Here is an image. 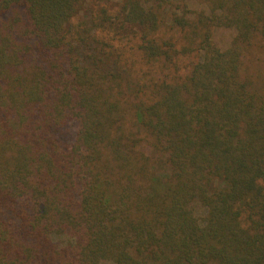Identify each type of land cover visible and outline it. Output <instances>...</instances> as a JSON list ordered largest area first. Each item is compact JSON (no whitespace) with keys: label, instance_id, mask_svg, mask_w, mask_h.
Here are the masks:
<instances>
[{"label":"trees","instance_id":"1","mask_svg":"<svg viewBox=\"0 0 264 264\" xmlns=\"http://www.w3.org/2000/svg\"><path fill=\"white\" fill-rule=\"evenodd\" d=\"M0 264H264V0H0Z\"/></svg>","mask_w":264,"mask_h":264},{"label":"rangeland","instance_id":"2","mask_svg":"<svg viewBox=\"0 0 264 264\" xmlns=\"http://www.w3.org/2000/svg\"><path fill=\"white\" fill-rule=\"evenodd\" d=\"M115 2H116V0H115ZM89 4H90V2H86L84 4V6L79 10V12L74 17L73 22L76 25H79V24L81 25L82 22L86 18H88V15H89V11H88L89 6L88 5ZM232 36H233V31L232 30H229V29H216L214 31V33H213V41L220 49H225V48H227L229 46V43L231 41ZM257 66L259 67L260 63L257 64ZM254 70H256V65L246 64L244 73L253 74ZM195 209H196V212L198 214H202L203 211H202L201 207H197L196 206ZM53 240L60 244V243H63L64 241H66V238L58 236V237H54Z\"/></svg>","mask_w":264,"mask_h":264}]
</instances>
